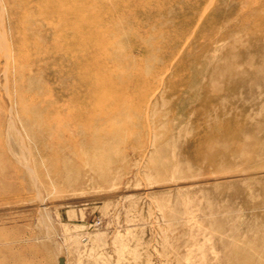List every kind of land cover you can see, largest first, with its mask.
<instances>
[{"label":"rangeland","instance_id":"obj_1","mask_svg":"<svg viewBox=\"0 0 264 264\" xmlns=\"http://www.w3.org/2000/svg\"><path fill=\"white\" fill-rule=\"evenodd\" d=\"M0 264H264V0H0Z\"/></svg>","mask_w":264,"mask_h":264},{"label":"bare ground","instance_id":"obj_2","mask_svg":"<svg viewBox=\"0 0 264 264\" xmlns=\"http://www.w3.org/2000/svg\"><path fill=\"white\" fill-rule=\"evenodd\" d=\"M207 127L208 128L206 129L203 137H201L199 144L197 143L198 149L195 151L196 157L197 155H201L209 161L226 157L228 152L225 150H221L217 147L215 151L212 152L211 148L212 146L214 148L219 142L225 143L230 140H234L235 142L238 141L240 139V134L236 130V125L232 120L227 119L223 123L213 120ZM196 148L197 147H195V149Z\"/></svg>","mask_w":264,"mask_h":264}]
</instances>
